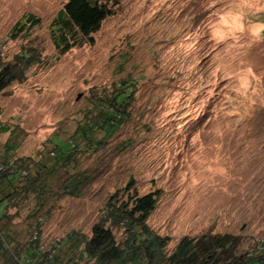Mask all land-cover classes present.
I'll return each mask as SVG.
<instances>
[{
  "label": "rangeland",
  "instance_id": "rangeland-1",
  "mask_svg": "<svg viewBox=\"0 0 264 264\" xmlns=\"http://www.w3.org/2000/svg\"><path fill=\"white\" fill-rule=\"evenodd\" d=\"M99 1L112 14L92 41L60 56L51 22L65 0H0V60L29 49L39 59L0 94V124L10 130L0 153L12 143L16 156L36 159L65 147L93 116V98L122 82L130 93L127 118L103 146L77 143L68 173L85 179L78 191L57 190L65 171L49 180L56 193L45 195L38 215L50 211L42 245L72 231L90 237L110 198L157 192L147 224L170 237L171 249L184 236L230 234L249 253L264 242V0ZM27 15L39 24L12 39ZM26 201L12 225L22 243L34 205Z\"/></svg>",
  "mask_w": 264,
  "mask_h": 264
},
{
  "label": "trees",
  "instance_id": "trees-1",
  "mask_svg": "<svg viewBox=\"0 0 264 264\" xmlns=\"http://www.w3.org/2000/svg\"><path fill=\"white\" fill-rule=\"evenodd\" d=\"M111 14L106 2L65 0L51 22L52 43L58 55L92 41L91 35ZM37 24L38 19L27 15L23 22L13 27L11 38L27 25ZM38 60L31 49L15 55L11 61L0 60V94L13 83H23L26 71ZM121 85L122 88L116 85L109 97L93 98V116L84 119L65 141V147L53 146L47 155L35 159L18 157L15 155L18 147L5 144L0 153V203L5 205L0 218L1 264H264V242L257 241L249 253L241 254L242 239L230 234L184 236L171 249L170 237L160 236L147 224L156 208L157 192L143 196L133 193L123 202H119L117 196L110 198L103 206L100 219L93 225L90 237L72 231L47 247L42 245L41 225L50 211L46 210L40 218L38 215L46 204L45 195L55 192L49 180L58 171H65V178L57 189L65 196L74 195L85 182L81 175L68 173H72L75 166L77 143L83 141L92 146L88 149L96 151L123 124L130 93L124 91L123 82ZM132 86L127 83V87ZM8 128L0 124V136L10 131ZM94 131L102 133L103 140L94 139ZM49 160L53 161L52 165ZM132 186L129 184L127 190ZM28 197L33 199L34 205L26 220H22L28 233L27 241L22 243L14 235L12 225L16 224L13 220ZM118 232L123 234L120 241L116 240Z\"/></svg>",
  "mask_w": 264,
  "mask_h": 264
},
{
  "label": "clouds",
  "instance_id": "clouds-1",
  "mask_svg": "<svg viewBox=\"0 0 264 264\" xmlns=\"http://www.w3.org/2000/svg\"><path fill=\"white\" fill-rule=\"evenodd\" d=\"M258 31H259V29L256 30V32H258ZM254 34H256V33H254Z\"/></svg>",
  "mask_w": 264,
  "mask_h": 264
}]
</instances>
